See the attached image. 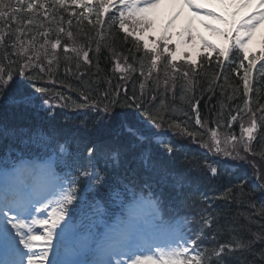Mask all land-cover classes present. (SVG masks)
Wrapping results in <instances>:
<instances>
[{
    "label": "trees",
    "instance_id": "1",
    "mask_svg": "<svg viewBox=\"0 0 264 264\" xmlns=\"http://www.w3.org/2000/svg\"><path fill=\"white\" fill-rule=\"evenodd\" d=\"M64 6L68 7V4ZM88 6V4H80L81 16L75 24H69L58 15L50 23L35 21V25L25 27L23 38L32 40V37H35L40 44L44 43L50 59H53L51 65L45 64L46 69L43 67V72L34 69L33 72L28 73L27 77L31 78L27 80L33 83L36 80L50 78L56 82L54 87H57L62 95L67 97V94L73 91L99 103L107 102L112 104L108 106L109 110L130 118L143 101L139 96L140 87L143 85L146 87V96L158 94L160 86H164V81L167 80V88L163 95L168 105L166 107L153 105L149 112L157 118L156 124L159 126L168 122L182 131L184 126L187 127L190 124L188 125L190 130L187 127L182 135L172 136L166 133V139L174 141L171 145L174 150L169 152L167 148L160 150L153 147L148 152L142 149L135 150V148L128 150L133 142L126 139L122 143L127 150L118 153V161L114 162L113 152L104 148L97 152L94 164L98 166L100 176L109 183L122 172L133 175L143 183H152L150 177L157 174L154 185L162 190L155 189L161 194L154 192V195H162L164 200H168L171 210L179 209L183 205H191V203L203 204L205 209L202 212L211 213L214 225L211 229H203V237L207 245L202 250L218 248L221 245H234L237 240H247L252 233L258 232L264 226V216L260 215L264 197L259 191H253L251 176L248 172H244L243 177L249 181V184L246 182L243 184V191L240 190L239 185L244 178L234 184L225 181L228 167L224 163H218L224 155L222 153L218 155L213 150L211 156L206 159L207 156L200 149V145L205 136L209 137L210 127L226 130L231 122V132L221 134V138H225L223 142L219 138L220 147L231 150L235 144L237 149L242 150L244 145L249 143L246 129L250 126L255 113L257 131L253 134L255 139L251 142L254 154L248 153V156L254 164L264 165V156L261 155L264 153V134L260 130L261 124L264 123L262 120L264 113L259 111L264 108V75H262L264 69L258 67L249 74L250 101H247L242 94L243 77L249 63L245 64L243 69L226 72L219 78L216 70L217 61L220 58L219 45H215L216 55L206 58L208 52L203 53L192 64L172 62L163 55L162 59L159 58L162 66L152 72L148 61L151 62L153 58L149 59V55L140 45L128 39V35L115 20L109 17L102 26L103 21L99 10L91 9L90 11L86 8ZM41 24L43 27H40ZM22 27L21 24L17 26L20 29ZM60 27L64 29L63 32L58 31ZM47 31H50L48 37L41 35ZM69 31L72 32L73 39H69L67 35ZM57 38L60 39L61 47L54 50L51 45ZM10 39L14 40L15 36ZM65 46L75 47L81 52L79 55L72 51L64 52ZM83 51L88 52L91 64L83 62ZM260 54L254 51L250 57L260 56ZM143 60H146L147 64H144ZM117 62L129 68V77L132 82L129 83L128 88L123 87L113 76ZM185 72L188 73L187 77L184 76ZM226 79L229 81L225 82ZM230 82H234L237 86ZM178 83H181L182 87L178 86ZM170 84L178 86L175 96L178 102L176 104L168 97ZM118 93L119 97L116 100ZM160 93V96H163L162 92ZM193 102L198 104L191 107ZM246 103L247 107H245ZM192 109L195 118L199 117L201 124H197L194 120ZM9 110V107L4 109L5 112ZM28 110L26 105L16 106L13 112L24 115L25 118ZM145 116L148 117L147 113ZM233 116L237 118L233 120ZM119 124H121L120 121ZM165 130L170 132L174 128ZM187 131L194 135L186 134ZM233 137H235L234 141ZM145 158H149L150 163L146 164ZM209 165L218 168L217 175L213 176L210 173ZM185 171L189 175L184 177L182 174ZM217 197L220 198L217 199ZM261 246L262 242L257 241L254 250ZM259 259L258 251L253 256L240 249H235L233 255L229 257L231 264H252L253 261L258 264Z\"/></svg>",
    "mask_w": 264,
    "mask_h": 264
},
{
    "label": "snow or ice",
    "instance_id": "2",
    "mask_svg": "<svg viewBox=\"0 0 264 264\" xmlns=\"http://www.w3.org/2000/svg\"><path fill=\"white\" fill-rule=\"evenodd\" d=\"M74 3H80L81 0H73ZM165 2V0H120L123 8L127 10V21L131 25H140L142 28H155L156 21L153 19V14L156 10ZM208 2L218 5L224 10L223 15H216L213 12H208L205 16H200L193 12L192 15L196 20L203 21L205 19H211L221 23L224 28H210V31L217 37L221 38L223 41L222 46H220L219 55L228 58L233 50L242 53L243 59L249 60L248 68L244 73V94L247 96L250 89V79L249 74L256 67V61L258 59H264V40L261 41L262 51L260 56H252L249 58V50L247 45L253 40L258 28L264 25V0H257V11L250 15L247 19L243 21L237 20V15L240 11L250 7L254 0H208ZM52 3L64 6L65 0H52ZM169 3L175 5L177 3L188 8H200L202 5H193L190 0H169ZM45 8L44 4L38 2V0H29L26 4L24 0H0V21H4L5 24L15 23L23 17L18 16V13L22 11H27L28 13H33L34 10ZM230 9H236V11H229ZM45 11L47 9L45 8ZM107 11V8L104 9ZM173 16L168 21V27L174 23L175 19L178 17ZM121 21L120 27L129 36H136L135 30H129L126 26L125 13L121 11L120 13ZM47 19V16L45 17ZM55 20V17H53ZM91 23V21H89ZM99 22V21H98ZM28 24H32V19L27 20ZM71 24V21H68ZM205 27H210L205 24ZM43 27V24L40 25ZM191 27V26H190ZM19 31V30H17ZM58 31L63 32L62 27L58 28ZM235 32L236 35L233 37L232 33ZM14 33L8 31L7 29L0 27V47L3 48V52L0 53V62L7 60L9 64H16L17 61L20 62V67L17 71V75L30 79L31 77L25 76V69L29 67L39 66L41 71H44L43 66L37 65L35 62L40 59V50L44 49V54L47 55V49L45 44L42 43L39 49L36 48L35 37L25 45L24 41L21 40L20 32L19 35H15V39H10ZM41 35L46 36L47 33H41ZM69 39H73V34L71 31L67 33ZM137 40L143 39L137 36ZM165 41L168 39V32L165 29L164 32ZM201 39H203L201 37ZM229 39H231V45L229 46ZM46 43V41H45ZM52 49H57L61 47L60 39L57 38L55 43L51 45ZM145 49H148L149 45L144 44ZM208 47H213L208 45ZM31 48V54H29V49ZM11 49V51H9ZM165 50L166 45H165ZM216 49L213 47V51ZM64 52H76L78 55L81 50L75 47L69 48L65 46L63 48ZM151 51L155 53L156 49L152 48ZM83 59L88 62V52L83 51ZM171 55V53H169ZM15 57L16 59H13ZM153 66H156L157 59L153 58L151 61ZM48 64H52V60H48ZM241 67H243V61H241ZM261 69H264V64L260 65ZM264 75V73H262ZM184 76L187 77L188 73L185 72ZM14 82L13 73L8 67H0V91L7 88L10 83ZM165 86H167V80L164 81ZM40 92H46L48 89L40 88ZM87 97H85L86 99ZM155 100V97H152ZM247 107V103L245 105ZM105 111H108V105H105ZM147 112L149 120L156 126V117L152 115L146 108L143 109ZM249 111H251L249 109ZM264 113V108L259 109ZM237 117L233 116L232 119L235 120ZM162 119V117H161ZM264 120V117H262ZM197 124H201L199 117L196 119ZM261 133L264 134V123L261 124ZM257 131V119L255 113H253L250 126L246 129L248 144L244 145V151L246 153L254 154L251 142L255 139L254 133ZM186 134L194 135V133L187 131ZM129 135L135 137V131H129ZM213 144L209 146V150H214L216 154H223L226 157L232 159H246V156L240 155V150L233 144L232 149L228 148L221 149L220 142L217 137L216 132H212ZM235 140V137L232 138ZM59 150L61 153L66 152L64 145H59ZM169 152L174 150V147L169 145L167 147ZM88 162L87 164L76 163L66 164V166L72 168L75 167V172L73 173L74 178L68 179L67 185L64 184L58 177L50 180L47 186H42L44 181L38 174V165L21 164L19 166H13L10 171L4 172L0 175V186L3 187L4 191L7 193L12 192V196L9 197L5 194L0 198V264H65L63 261H53L49 260L48 256L50 252L55 250V245L53 244L54 238L61 240L66 230L70 228V225L66 223V218H69L68 206L72 205L74 201L78 199V185L81 178L85 180L94 182L97 185H101L104 182V177L100 176L95 170L90 171L92 168V162L97 158V149L95 147H88L86 149ZM235 153V154H233ZM264 156V153H261ZM114 162L118 161V153H114L112 156ZM145 163H150L149 158H145ZM210 173L215 176L218 174L219 170L211 165L208 166ZM48 174L50 177H54V173L51 170V164L48 165ZM259 178V173H257ZM31 180L32 183L29 184L28 181ZM179 182V181H178ZM182 186V185H181ZM240 190L243 191V182L239 185ZM253 191L264 192V184H254L252 186ZM231 191V190H229ZM57 197L54 200L49 199V197ZM220 197H217L219 199ZM47 201V205L45 202ZM228 202L227 200L225 201ZM41 205L37 208L36 205ZM45 206L54 208L53 211L49 212L48 215L51 217L49 219H44L42 221H37L32 219V223H40L42 227H45V231L42 234L37 235L31 225L27 222L28 219L32 218V211H42ZM158 212V209L156 210ZM260 215L264 216V203L261 204ZM64 224L61 227V224ZM214 225V219L211 213L202 212L201 213V229L192 230L196 237L203 236V229H211ZM59 229V231H57ZM250 231V229H249ZM42 241L43 248L37 253L34 251V242ZM257 241L262 242V246L254 250V246ZM22 246V248H21ZM197 241L192 238V235H188L187 238L184 234H176L172 239L167 242L161 243H148L144 251L135 254L132 264H231L229 257L234 253L235 249H240L243 252L251 253L255 256L256 251L259 252V262L258 264H264V226L256 232L252 233L251 237L247 240H237L235 244L221 245L218 248L204 249L201 251H195ZM76 264H87V262H76ZM96 264H111L110 261H98ZM252 264H256L253 261Z\"/></svg>",
    "mask_w": 264,
    "mask_h": 264
},
{
    "label": "rangeland",
    "instance_id": "3",
    "mask_svg": "<svg viewBox=\"0 0 264 264\" xmlns=\"http://www.w3.org/2000/svg\"><path fill=\"white\" fill-rule=\"evenodd\" d=\"M190 2L193 5L200 4V5H202V7L196 8L194 10H190L188 7L182 6L179 3L173 5V4L169 3V0H165V2L153 14L152 18L155 19V21H157V20L161 21V17L164 14H167V16H168L169 14L177 15V13H179L178 16H180V17L184 16L186 18V21H188V23H189L188 26L189 27L191 26L190 28L194 31V30H202L205 27L204 25L206 23H208V19H205L203 21V23H201V21L196 20L193 17V15H192L193 12L197 13L198 15H199V12H203V13L213 12L215 14H218V13H220V10H221V8L218 5L208 2V0H190ZM250 9L251 10L248 12L244 9V10L240 11L239 13L240 14L245 13L246 17H248L251 14H254L257 11V0H254L253 4L250 6ZM230 10H232V12L236 11V9H230ZM200 16H202V15H200ZM161 24L162 23H160V22H156L155 28H149L148 32H156L157 33L160 30ZM36 48L39 49V46H37ZM39 50L41 53L40 58L44 59L42 65H40V66L44 67L45 64L49 65L48 64L49 59H47L46 55L44 54V49H39ZM192 50L194 52L199 51L200 46L195 45L194 47H192ZM29 54H31V48L29 49ZM13 58H15V57H13ZM8 64H9V62H8ZM173 226H174L173 230H171L170 232H166L168 235H170V236L173 235V237H174L176 234H184V232L182 231V228H185L184 224H181V226H180L179 223H175V224H173ZM60 249H61V246L59 244H57L55 247V250L53 252L49 253L51 258L56 256V253H58Z\"/></svg>",
    "mask_w": 264,
    "mask_h": 264
}]
</instances>
